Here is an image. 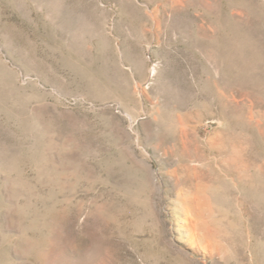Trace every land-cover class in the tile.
<instances>
[{
    "label": "rangeland",
    "instance_id": "1",
    "mask_svg": "<svg viewBox=\"0 0 264 264\" xmlns=\"http://www.w3.org/2000/svg\"><path fill=\"white\" fill-rule=\"evenodd\" d=\"M0 264H264V0H0Z\"/></svg>",
    "mask_w": 264,
    "mask_h": 264
},
{
    "label": "bare ground",
    "instance_id": "2",
    "mask_svg": "<svg viewBox=\"0 0 264 264\" xmlns=\"http://www.w3.org/2000/svg\"><path fill=\"white\" fill-rule=\"evenodd\" d=\"M224 43V42H223ZM222 43V45H221V47H220V50H222V48H223V46H224V44ZM235 44H238V43H235ZM204 48H205V46L204 45H202ZM221 52V51H220Z\"/></svg>",
    "mask_w": 264,
    "mask_h": 264
}]
</instances>
